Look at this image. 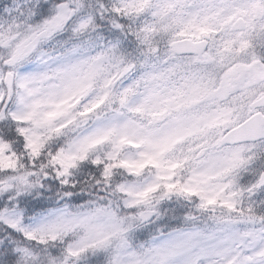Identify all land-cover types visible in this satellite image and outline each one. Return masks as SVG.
Returning a JSON list of instances; mask_svg holds the SVG:
<instances>
[{
    "label": "snow or ice",
    "instance_id": "1",
    "mask_svg": "<svg viewBox=\"0 0 264 264\" xmlns=\"http://www.w3.org/2000/svg\"><path fill=\"white\" fill-rule=\"evenodd\" d=\"M0 264H264V0H0Z\"/></svg>",
    "mask_w": 264,
    "mask_h": 264
}]
</instances>
